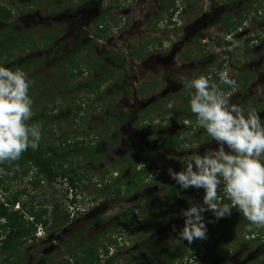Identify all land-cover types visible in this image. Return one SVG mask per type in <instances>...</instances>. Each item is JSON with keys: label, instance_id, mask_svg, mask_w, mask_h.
I'll return each mask as SVG.
<instances>
[{"label": "rangeland", "instance_id": "obj_1", "mask_svg": "<svg viewBox=\"0 0 264 264\" xmlns=\"http://www.w3.org/2000/svg\"><path fill=\"white\" fill-rule=\"evenodd\" d=\"M165 1L175 4L172 25H168L164 15L158 16ZM236 1L243 6L255 0ZM232 2L0 0L1 6L12 11L13 19L9 23L12 32L18 36L26 34L37 42L38 49L25 47L24 52H15L7 64L22 67L25 62L40 63L33 76L44 90L39 98L32 99L33 107L40 110L46 105V117L50 120L41 139L47 145H57L65 134L73 141L109 129L106 139L96 143L94 151L105 153L103 160L80 169L86 179L75 190L64 182H45L33 188L28 184L29 178H14L13 172L0 178L6 189H0V202L3 199L12 211H22L26 221L36 220L27 213L30 208L37 215L46 210L41 217L46 225L37 223L34 238L20 251V256L25 257L24 264H41L48 256L53 257L49 264H65L72 252L62 244L64 240L83 230L85 237L77 246L88 243L108 228L114 216L122 211L118 200L110 198L108 192L119 186L122 178L134 174L132 161L145 151L155 160L157 175L144 177L145 182L125 195L123 202L125 211L135 208L138 224L118 239L119 248L112 250L113 256L103 257L101 263L169 264L167 257L160 259L152 254L153 244L166 250L172 242L179 241L176 233L184 226L182 211L191 204L201 205L204 195L191 193L189 198L179 192L165 203L168 169L179 172L185 156H203L217 149V142L208 138L203 128L195 123L190 127L196 116L182 108L190 105L183 80L203 75L220 86L230 104L241 107L245 115L254 110L264 120V10L262 15L253 14V6L240 30L227 32L216 21ZM244 11L240 7L231 13L236 20L243 17ZM101 17L102 21H94ZM48 38L53 40L46 46ZM81 46H91L93 52L87 53L82 48L75 53ZM73 53L78 62L83 61V66L84 62L94 61L96 69L91 77L114 74L102 94L88 99L84 89L88 82L86 74L70 83L72 89H63L67 82L64 71L69 68L67 57ZM113 54L124 60L123 65H113ZM98 60L102 62L100 65ZM226 67L229 78L236 82L234 88L220 82V74ZM33 76H28V80ZM245 78L250 80L244 88ZM49 91L53 92L52 97H48ZM78 98L86 103L80 114L83 120L74 121ZM53 106L61 107V111ZM181 122L187 128L183 135L187 140L169 152L158 149L157 140L175 134ZM104 172L105 180L100 186ZM13 197H17L15 207L9 201ZM73 200L75 205L71 204ZM65 216L71 222L67 226L74 224V227L57 229ZM99 217L105 218L103 225L96 222ZM203 217L206 238L196 239L198 250H188L181 263L177 260L174 264H264V236L250 241L238 213L217 219L204 212ZM105 237H101V242ZM187 245L186 240L180 243L183 247ZM73 246L70 248L76 249ZM190 254L193 257L188 258Z\"/></svg>", "mask_w": 264, "mask_h": 264}, {"label": "trees", "instance_id": "obj_2", "mask_svg": "<svg viewBox=\"0 0 264 264\" xmlns=\"http://www.w3.org/2000/svg\"><path fill=\"white\" fill-rule=\"evenodd\" d=\"M100 1L101 0H99V2ZM253 6V10L255 11L253 14L258 13V15H262L264 10V0L246 2L243 6H240L238 1L233 0L232 4L226 5V9L228 11H226L216 21V23L222 24V26L226 28L227 32L231 29H240L250 16L248 12L253 8ZM240 7L245 8L243 17L237 18L235 20L231 12ZM175 12V4H168V1H165L161 4L158 16L160 17L161 15H164L165 21L168 22V25H172V18ZM12 19V11L5 6L0 5V66L6 67L12 71H23L26 73L27 77H31L39 67V62H25L22 67H18L16 64H7L8 60L14 58L15 52H24L25 47H29L30 49H38L37 42L30 39L26 34H20L18 36L16 33L12 32V26L9 24ZM94 21H102V17L99 19L96 18ZM52 40V38H48L44 45L47 46V42L49 44L52 42ZM82 48L87 49V53L93 52V48L91 46H81L75 51V53L81 52L80 49ZM75 53L70 54L67 57L69 68L64 71V76L67 77V82L63 84V89H72L69 86L70 83L73 82L74 79L81 78L84 74H86L85 76H88V82L86 83L84 89L88 94V99L90 97L93 98L94 96L102 94L103 87L110 81V79L114 77V74L109 73L106 75H101L97 78L91 77V73L96 69L94 61L84 62L83 66V61L82 63L78 62L74 56ZM113 57V65L115 67L123 65V59L117 58L115 54H113ZM97 63L100 65L102 62L101 60H98ZM221 67L222 63H220L218 69L220 70ZM249 80L250 79L245 78V82L242 84L244 88L246 87ZM29 81L31 82L29 88L30 97L32 99H34L35 96L39 98L44 89L37 85L35 76H33V79ZM227 90L231 91L230 88H227ZM52 94V91L47 92L48 97H52ZM81 99L82 98L76 99L77 105L74 106L75 111L73 114L74 121L77 119L80 121L83 120V118L80 117V114L84 109L83 106L85 107L84 103H86V100L84 102V100L82 101ZM184 107L186 112L190 110V105L188 107L183 106L182 108ZM52 108L58 110L61 109V107L57 106H53ZM47 110L48 109L46 105H44L40 110H38L36 107H33L34 114L28 122L29 124H39L41 127V135L45 133V130L50 123V120L46 117V114L48 113ZM84 112H86V110H84ZM193 123L197 125L196 121H194L190 127H192ZM158 125L161 126V123ZM186 129V126H184L182 123L175 134L158 139V149L169 152L175 148H179L187 140V138H184L183 136ZM108 132L109 129L104 128L103 130H100V133H97L93 136L88 134L85 137H81L73 141L70 140L69 135L65 134V136H62V139L57 145H47L46 141L41 139L36 150L29 148L27 151L21 154V157L18 160L0 163V178L3 176V178H5L6 174L13 172L14 178L18 176H20V178H29L28 184L33 188H37L40 184H44L45 182L47 184L64 182L69 188L75 190L78 188V185H80L86 179L85 174L79 172L80 169L87 168L89 165H94L97 162L103 160L105 153H96L94 151L96 143L100 141L103 142L104 139H106ZM132 163L134 165V174L127 175L122 178L120 185L108 192V196L110 198L118 200L119 208L122 211L114 216V219L108 228H106L101 234L91 238L88 243H79L76 246V243L85 237V232L83 230L78 234H73L68 239L64 240L62 244H64L72 252L70 255L71 258H68L65 264H102L101 262L103 257H109V255L113 256L114 254L112 253V250L115 251L119 248L120 244L117 242L118 239H121L125 232L138 224V214H136L135 208L125 211L123 206V202L126 197L125 195H129V193L135 191L138 186L144 183V177H153L154 175H157L158 169L155 160L148 156L147 151H145L142 155L136 156ZM141 165H143V167ZM105 173L106 172L103 173L102 178L99 180L100 186L105 180ZM118 176L119 174L116 173V177ZM166 179L167 189L163 198L165 203L172 201L179 192L185 194L186 197H189L191 193H195L200 197L204 195V190L202 188L198 189L195 187H189L188 189H182L176 183V181L170 177V175ZM158 182L159 179L155 184ZM0 189L6 191L1 179ZM218 195L221 197V203H230L227 197L224 196L223 191H219ZM9 201L11 203L10 205L13 207L16 204L17 197H13L12 200ZM71 204L75 205L76 200H73ZM5 205L7 204L0 202V264H24L25 257L20 256V251L21 249L25 248L26 242L28 240L34 238L37 223L44 226L46 225V222L41 220V217L46 214V210H42L41 213L38 214L39 216L37 213L33 212L32 208L27 210V213L30 216L32 215L31 217L34 216L36 219L35 223H32L26 221L24 216L25 214H23L22 211H12L8 208V206L5 207ZM206 213L213 214L211 211H206ZM233 213H238L240 222L245 224L246 237L250 239V241H258L261 236H264V229H257L253 227L252 230H249L248 221L243 217L238 209L233 208L231 210V215ZM231 215H228V217L231 218ZM105 221V218L102 217H99L96 220L99 225H103ZM69 223H71L69 222V216H65L59 221L57 229H61L67 226ZM73 227L74 224L70 228L68 227V229H72ZM102 236H107L103 242H101ZM176 236L179 237L178 232L176 233ZM198 240L194 239L191 244L188 243L187 246L183 247L180 246V243L185 242V240H181L179 238V241L172 242L166 250H163L157 244H153L151 248L152 254H155V256L159 257L160 259L167 257L169 264H174L177 260L181 263V259L186 256V252L188 250L189 252L192 250H198ZM200 240L202 241L203 239ZM71 245H74L73 247H76V249L70 248ZM190 257L193 256L190 254L188 258ZM50 260L52 261L53 257H45L41 264H49Z\"/></svg>", "mask_w": 264, "mask_h": 264}, {"label": "clouds", "instance_id": "obj_3", "mask_svg": "<svg viewBox=\"0 0 264 264\" xmlns=\"http://www.w3.org/2000/svg\"><path fill=\"white\" fill-rule=\"evenodd\" d=\"M219 79L222 85H236L227 67ZM30 83L25 72L0 66V163L16 161L39 146L41 127L28 123L34 114ZM183 83L197 126L217 142V149L203 156H185L179 172L168 169L182 189L204 190L202 205L191 204L182 211L179 238L189 244L205 239L203 213L211 211L219 219L231 215L233 208L248 221L249 230L264 229V120L255 111L245 115L241 107L230 104L220 86L203 75L185 78ZM219 191L230 203H221Z\"/></svg>", "mask_w": 264, "mask_h": 264}, {"label": "flooded vegetation", "instance_id": "obj_4", "mask_svg": "<svg viewBox=\"0 0 264 264\" xmlns=\"http://www.w3.org/2000/svg\"><path fill=\"white\" fill-rule=\"evenodd\" d=\"M72 225H73V224H71V225L67 226L66 228L68 229V227L70 228ZM70 230H71V229H70ZM72 235H73V234H72Z\"/></svg>", "mask_w": 264, "mask_h": 264}, {"label": "built area", "instance_id": "obj_5", "mask_svg": "<svg viewBox=\"0 0 264 264\" xmlns=\"http://www.w3.org/2000/svg\"><path fill=\"white\" fill-rule=\"evenodd\" d=\"M2 202H4V200L2 199ZM8 206V205H5V207ZM18 207V206H17Z\"/></svg>", "mask_w": 264, "mask_h": 264}]
</instances>
